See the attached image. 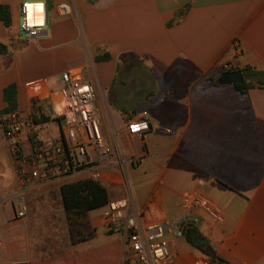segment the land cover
<instances>
[{
    "label": "crops",
    "instance_id": "1",
    "mask_svg": "<svg viewBox=\"0 0 264 264\" xmlns=\"http://www.w3.org/2000/svg\"><path fill=\"white\" fill-rule=\"evenodd\" d=\"M23 1L0 0L11 16L9 27L0 21V112L15 85V111L50 118L24 129L23 158L33 131L43 142L60 138L61 76L77 72L94 90L108 151L96 182L109 200L126 198L143 223L170 222L173 264H264V87L242 94L228 78L264 71V0H26L47 2L36 38L19 31ZM144 116L149 131L130 135L127 125ZM18 164L0 138V264H123L125 240L103 207L76 217L80 235L93 236L72 241L61 187L87 176L24 185ZM192 192L209 197L221 222L183 207ZM190 214L195 224L181 236L176 226Z\"/></svg>",
    "mask_w": 264,
    "mask_h": 264
},
{
    "label": "built area",
    "instance_id": "2",
    "mask_svg": "<svg viewBox=\"0 0 264 264\" xmlns=\"http://www.w3.org/2000/svg\"><path fill=\"white\" fill-rule=\"evenodd\" d=\"M60 15L69 14L66 4L57 6ZM47 2L24 0L19 6L21 22L19 31L27 38L38 37L48 22ZM228 69V66H224ZM65 98L60 104V138L43 142L33 131L31 134V156L23 158L22 135L26 127L33 128L21 112L14 111L0 116V138H3L11 155L19 161L16 169L22 184H27L32 176L38 180L87 176L98 181L101 175V162L107 157L106 143L100 132V118L94 107V90L81 75L73 71L63 72ZM33 97L38 99L35 93ZM53 110V109H52ZM150 129L147 117L131 121L127 131L132 136H143ZM32 167V171H28ZM183 207L191 213H202L221 222V215L215 210L209 197L200 192L184 195ZM27 212L24 203L18 207L15 219L23 221ZM102 217L111 232L120 234L125 240L127 253L123 264H173L166 235L173 226L168 221L157 220L149 223L141 221V214L134 212L126 198L109 200L103 207ZM194 222L196 218L191 214ZM194 264H213L208 258H199Z\"/></svg>",
    "mask_w": 264,
    "mask_h": 264
},
{
    "label": "trees",
    "instance_id": "3",
    "mask_svg": "<svg viewBox=\"0 0 264 264\" xmlns=\"http://www.w3.org/2000/svg\"><path fill=\"white\" fill-rule=\"evenodd\" d=\"M0 21L6 27H9L11 24L10 11L7 6L0 5ZM4 53L5 47L0 45V54ZM105 59V57L96 58L97 61ZM240 72L242 82H239L235 86L240 93L244 94L251 88L264 87V71L254 72L249 68H245ZM3 99L7 106L0 112L1 116L14 112L17 108L15 85H10L4 90ZM33 108L37 111V108L34 106ZM32 116L31 120L34 124L46 123L50 121L49 117L42 115L40 112H37V114ZM61 195L67 213V220L69 222L72 241H84L88 237H92L93 230H90L88 236L80 235V231H78L77 227L83 223L81 219L77 218L86 215V213L91 210L104 207L109 201L106 189L96 181L86 178L63 185L61 187ZM188 241L192 243L193 240L188 237Z\"/></svg>",
    "mask_w": 264,
    "mask_h": 264
},
{
    "label": "water",
    "instance_id": "4",
    "mask_svg": "<svg viewBox=\"0 0 264 264\" xmlns=\"http://www.w3.org/2000/svg\"><path fill=\"white\" fill-rule=\"evenodd\" d=\"M229 81H231L233 84H236L238 82H242V76L240 72H237L235 74H230L229 75ZM186 220L188 219V224H182L184 220H182L177 226H176V232L183 236L186 232L187 229L192 228L195 222L191 218H185ZM201 238L198 236H195L193 239V244L196 246L201 242Z\"/></svg>",
    "mask_w": 264,
    "mask_h": 264
},
{
    "label": "rangeland",
    "instance_id": "5",
    "mask_svg": "<svg viewBox=\"0 0 264 264\" xmlns=\"http://www.w3.org/2000/svg\"><path fill=\"white\" fill-rule=\"evenodd\" d=\"M17 21H18V23L20 24V22H21V18H20V17H17ZM32 117H33V116L31 115V116H27L26 118L28 119L29 122H31V121H32V120H31ZM184 223H185V224H188V219H187V220L185 219L184 222L181 223V225L184 224Z\"/></svg>",
    "mask_w": 264,
    "mask_h": 264
},
{
    "label": "flooded vegetation",
    "instance_id": "6",
    "mask_svg": "<svg viewBox=\"0 0 264 264\" xmlns=\"http://www.w3.org/2000/svg\"><path fill=\"white\" fill-rule=\"evenodd\" d=\"M187 230H191V229L189 228V229H187Z\"/></svg>",
    "mask_w": 264,
    "mask_h": 264
}]
</instances>
